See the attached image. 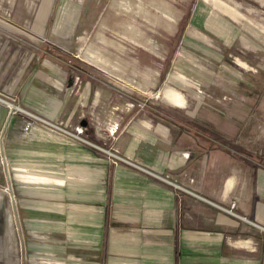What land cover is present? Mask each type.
I'll use <instances>...</instances> for the list:
<instances>
[{
    "label": "rangeland",
    "instance_id": "374dc122",
    "mask_svg": "<svg viewBox=\"0 0 264 264\" xmlns=\"http://www.w3.org/2000/svg\"><path fill=\"white\" fill-rule=\"evenodd\" d=\"M0 39L24 43L36 54L42 45L58 46L65 76L57 113L42 117L47 122L26 116L15 133L26 145L12 151H26V162L7 159L1 141L0 264L80 263L71 238V204L81 199L74 192L95 185L99 164L114 158L100 149L105 156L82 154L84 142L75 136L87 139L85 131L96 135L100 147L146 162L155 157V140L138 137L130 130L133 123L164 132V140H156L166 145L177 141L180 126L200 124L217 133V143L235 135L241 154L233 156L264 169V0H0ZM177 72L185 80L171 76ZM68 75L74 77L69 86ZM167 86L186 106L164 99ZM0 98L19 106L13 94ZM7 103L0 101L20 112ZM80 118L87 120V130ZM250 167L244 163L248 172ZM23 172L65 184L20 180ZM40 237L58 245L54 253L64 258L31 252V242Z\"/></svg>",
    "mask_w": 264,
    "mask_h": 264
},
{
    "label": "crops",
    "instance_id": "0c3cea01",
    "mask_svg": "<svg viewBox=\"0 0 264 264\" xmlns=\"http://www.w3.org/2000/svg\"><path fill=\"white\" fill-rule=\"evenodd\" d=\"M216 5L232 16L231 11ZM54 47L45 54L42 45L37 57L24 43L0 39V94H13L19 106L0 101L20 111L0 104V144L2 141L10 161L17 157L19 163L26 162V140L15 137L26 116L39 119L57 113L65 76L58 64L61 51ZM171 76L185 80L179 72ZM68 77L65 84L69 86L73 84L70 77H74ZM163 97L177 107L187 103L172 86L164 89ZM97 101L96 91L93 108ZM79 121L87 130V120ZM180 128L175 130L177 141L166 145L156 140H164V132L161 136L145 124L133 123L130 130L138 137L155 140L150 142L153 160L140 162L127 153L119 156L111 151L116 159L99 164L95 185L87 186L83 193L74 192L76 197L80 193L81 199L71 204L75 214L71 238L81 264H264V169L250 158L233 156L237 152L226 143L213 141L211 130L200 124ZM85 133L87 139L75 136L84 142L79 146L81 153L88 159L91 155L105 156L102 149L88 143L101 145L96 135ZM188 135L192 138L187 140ZM14 147H23L22 154L13 152ZM157 151L159 155H155ZM37 154L38 150L36 159ZM244 163L251 166V172L244 169ZM83 164L85 169L89 167ZM18 178L37 184H65L64 179L42 173L23 172ZM49 241L40 237L31 242L29 250L48 259L64 258L54 253L60 251L59 246H50Z\"/></svg>",
    "mask_w": 264,
    "mask_h": 264
},
{
    "label": "trees",
    "instance_id": "16d2710c",
    "mask_svg": "<svg viewBox=\"0 0 264 264\" xmlns=\"http://www.w3.org/2000/svg\"><path fill=\"white\" fill-rule=\"evenodd\" d=\"M253 4H255L256 5V3H254L253 2ZM44 47L46 48V51L47 52H45V54H47L48 53V51L49 52H51V51H53V49L55 48L53 45H50L49 43L48 44H45L44 45ZM42 56H43V54H41ZM203 128V127H202ZM240 130V129H239ZM210 133V138L212 139V138H214V133L215 132H213V131H210L209 132ZM216 135H217V133H215ZM236 136L234 135V136H232V140L233 141H231V140H227L226 142V144H227V146H228V148H232L235 152H237V153H239V154H241V152H240V150H241V146L239 145V144H237V140H236ZM222 144H224V143H222Z\"/></svg>",
    "mask_w": 264,
    "mask_h": 264
},
{
    "label": "water",
    "instance_id": "95a60500",
    "mask_svg": "<svg viewBox=\"0 0 264 264\" xmlns=\"http://www.w3.org/2000/svg\"><path fill=\"white\" fill-rule=\"evenodd\" d=\"M37 117V116H36ZM40 120H43L42 118H40V117H38ZM82 124L83 125H85L86 124V121H83L82 122ZM83 139V138H82ZM85 140V139H84ZM86 142H88L87 140H85ZM89 144H91V146H93V147H95V148H99V149H102L103 151H106L107 153H109L110 155L112 154V155H114V156H117V155H115L114 153H112V152H109V151H107V150H105V149H103V148H100L98 145H94V144H92V143H90V142H88ZM126 161H128V160H126ZM132 163V162H131ZM161 179H163V180H165V181H167V182H169L168 180H166L165 178H163V177H160ZM170 183V182H169ZM171 184V183H170ZM173 184V183H172ZM174 186H176V187H179L178 185H176V184H173ZM180 188V187H179ZM228 212H231L230 210H228ZM264 229V228H263Z\"/></svg>",
    "mask_w": 264,
    "mask_h": 264
},
{
    "label": "built area",
    "instance_id": "2783aa9c",
    "mask_svg": "<svg viewBox=\"0 0 264 264\" xmlns=\"http://www.w3.org/2000/svg\"><path fill=\"white\" fill-rule=\"evenodd\" d=\"M13 105H14V104H13ZM41 121L47 122V121H45L44 119H43V120H41ZM63 131H64V130H63ZM66 131H67V130H66ZM66 131H64V132H66ZM81 138H82V137H81ZM81 138H80V139H81Z\"/></svg>",
    "mask_w": 264,
    "mask_h": 264
}]
</instances>
